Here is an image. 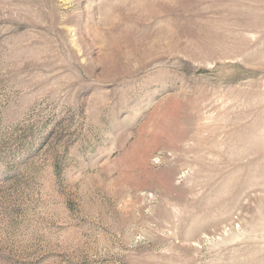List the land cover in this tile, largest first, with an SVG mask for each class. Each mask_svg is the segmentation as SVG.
<instances>
[{
	"label": "rangeland",
	"instance_id": "374dc122",
	"mask_svg": "<svg viewBox=\"0 0 264 264\" xmlns=\"http://www.w3.org/2000/svg\"><path fill=\"white\" fill-rule=\"evenodd\" d=\"M0 264H264V0H0Z\"/></svg>",
	"mask_w": 264,
	"mask_h": 264
}]
</instances>
